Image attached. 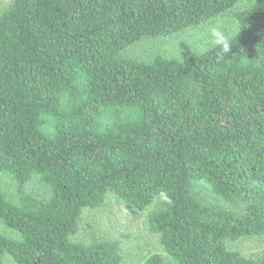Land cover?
I'll use <instances>...</instances> for the list:
<instances>
[{
	"label": "trees",
	"instance_id": "1",
	"mask_svg": "<svg viewBox=\"0 0 264 264\" xmlns=\"http://www.w3.org/2000/svg\"><path fill=\"white\" fill-rule=\"evenodd\" d=\"M246 3L227 53L128 52ZM109 197L146 212L142 264H264L229 248L264 238V0L0 5V264H121L74 241Z\"/></svg>",
	"mask_w": 264,
	"mask_h": 264
},
{
	"label": "rangeland",
	"instance_id": "2",
	"mask_svg": "<svg viewBox=\"0 0 264 264\" xmlns=\"http://www.w3.org/2000/svg\"><path fill=\"white\" fill-rule=\"evenodd\" d=\"M7 1L0 0V5ZM246 5L247 3L237 5L232 12L217 17L204 27L190 29L168 41H144L141 46L132 47L128 52L139 55L146 50L154 55L176 59L192 53H202L215 46L209 37V29L218 27L228 37L233 33L235 26L232 15ZM2 180L5 186H9L6 177ZM145 217L146 212H136L114 197H109L101 208L83 212L80 231L74 241L87 243L91 240H118L121 245V264H142L149 255L162 252L158 237L147 230ZM229 248L243 256L257 255L264 253V238L241 241L229 245ZM3 264L13 263L5 258Z\"/></svg>",
	"mask_w": 264,
	"mask_h": 264
},
{
	"label": "clouds",
	"instance_id": "3",
	"mask_svg": "<svg viewBox=\"0 0 264 264\" xmlns=\"http://www.w3.org/2000/svg\"><path fill=\"white\" fill-rule=\"evenodd\" d=\"M209 37L212 43L220 47L224 53L231 51L227 36H225L218 27L209 29ZM157 199L161 204L170 205L172 203L171 199L164 192H161Z\"/></svg>",
	"mask_w": 264,
	"mask_h": 264
}]
</instances>
